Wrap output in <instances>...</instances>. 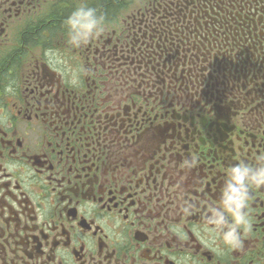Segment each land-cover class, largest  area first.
<instances>
[{
    "label": "flooded vegetation",
    "instance_id": "obj_1",
    "mask_svg": "<svg viewBox=\"0 0 264 264\" xmlns=\"http://www.w3.org/2000/svg\"><path fill=\"white\" fill-rule=\"evenodd\" d=\"M239 163L264 164V0H0V264H264V186L222 239Z\"/></svg>",
    "mask_w": 264,
    "mask_h": 264
},
{
    "label": "clouds",
    "instance_id": "obj_2",
    "mask_svg": "<svg viewBox=\"0 0 264 264\" xmlns=\"http://www.w3.org/2000/svg\"><path fill=\"white\" fill-rule=\"evenodd\" d=\"M103 22L104 17L96 8L86 6L77 8L64 21L69 43L77 48L88 44L98 36ZM6 91H13L11 85L6 88ZM185 163L189 165V162ZM261 186H264V164L251 167L239 163L228 170V178L222 190L224 208L231 213L233 219V224L222 232L223 242L228 247L239 248L241 230H251V218L246 211L249 206V191ZM209 222L221 227L226 224L223 213H216Z\"/></svg>",
    "mask_w": 264,
    "mask_h": 264
},
{
    "label": "rangeland",
    "instance_id": "obj_3",
    "mask_svg": "<svg viewBox=\"0 0 264 264\" xmlns=\"http://www.w3.org/2000/svg\"><path fill=\"white\" fill-rule=\"evenodd\" d=\"M12 29V28H11Z\"/></svg>",
    "mask_w": 264,
    "mask_h": 264
}]
</instances>
